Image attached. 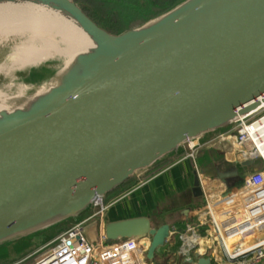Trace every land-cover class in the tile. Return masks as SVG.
<instances>
[{"label": "water", "instance_id": "1", "mask_svg": "<svg viewBox=\"0 0 264 264\" xmlns=\"http://www.w3.org/2000/svg\"><path fill=\"white\" fill-rule=\"evenodd\" d=\"M33 2L75 18L100 50L65 64L46 87L18 94L33 95L23 111L0 115V248L77 221L189 140L224 130L261 105L264 0H184L121 34L99 26L74 0ZM222 164L217 178L231 191L244 181L240 168L253 162ZM193 194L203 196L199 181ZM85 236L92 242L97 226ZM105 236H152L161 251L171 226L154 229L140 216L107 222Z\"/></svg>", "mask_w": 264, "mask_h": 264}, {"label": "built area", "instance_id": "2", "mask_svg": "<svg viewBox=\"0 0 264 264\" xmlns=\"http://www.w3.org/2000/svg\"><path fill=\"white\" fill-rule=\"evenodd\" d=\"M258 100L262 105L256 111L224 130L210 133L208 141H204V135L184 145V160H194L199 149L220 141L227 144L237 163L253 162L246 169L254 173L243 177L241 186L219 200H207L195 212V225L183 235L188 238L193 232L206 238L212 243V253L225 264H264V96ZM104 200L97 199L89 212L37 252L9 264H155V260L143 256V239L107 241L108 207ZM93 225L97 226V236L90 242L85 231ZM171 234H175L173 228Z\"/></svg>", "mask_w": 264, "mask_h": 264}, {"label": "crops", "instance_id": "3", "mask_svg": "<svg viewBox=\"0 0 264 264\" xmlns=\"http://www.w3.org/2000/svg\"><path fill=\"white\" fill-rule=\"evenodd\" d=\"M218 151L219 150L214 148H208L207 158L204 157V161L201 163H199L197 158H203V154L198 152L199 155L197 153L196 158L192 161L189 159L175 160L156 173L149 175L148 171L143 172L145 174L143 176V180L140 181L135 187L106 203L108 210L105 215V222L107 223L140 216H147L152 219L153 223V218L151 216L152 212L159 211L158 209L162 206L163 209L159 211V214H164L165 212L167 214H172L176 212V209H174L175 207L172 206V204L174 203L175 199H180L181 196L188 191L192 197V202L188 205L189 207L180 211V215H176L169 222H164L161 215L160 221L162 222V225L159 228L164 226V224H168L174 229L177 224L182 222L187 223L191 220H194L193 225H195V212L198 209L194 208V206L198 205L200 200H204L205 205L207 200L215 202L219 200L224 194L230 192L217 177L209 175L206 172L210 164H213V162L221 159L218 157L216 158ZM227 156L225 159L228 162L237 163L233 154H230L229 157ZM195 178L199 179L200 181L203 190L202 197H196L193 194V189L195 188ZM194 236L195 241H197L198 244L196 247H194L193 241L189 236V251H191L189 253H191V255L186 258L187 262H190L191 264H197L198 259L204 258L211 259L212 264H225L224 259L216 257L212 253V246L210 242L206 240V238H199L196 234ZM173 237L175 236H172L170 240L174 239ZM191 247L194 250H192ZM162 251L163 248L157 257L163 256ZM191 261H193V263ZM155 263L157 264V260H155Z\"/></svg>", "mask_w": 264, "mask_h": 264}, {"label": "rangeland", "instance_id": "4", "mask_svg": "<svg viewBox=\"0 0 264 264\" xmlns=\"http://www.w3.org/2000/svg\"><path fill=\"white\" fill-rule=\"evenodd\" d=\"M76 2V0H74ZM184 1V0H182ZM77 3V2H76ZM166 13V12H165ZM163 13V14H165ZM163 14L150 19L149 21L145 22L144 24L132 28H140L149 22L156 20ZM129 29V30H132ZM128 31V30H126ZM125 32V31H124ZM123 33V32H122ZM30 34H25L21 37H11L8 41L0 40V103L3 104V101L6 98L8 101L15 99V98H21L25 95H18L23 94L30 88L34 87V85H37L39 87H46L49 85L51 80L55 77L56 74L60 73L64 67L65 64L68 62V60L73 56V51L69 50L67 52V48L65 45H62V47H57L51 50H43V53H40L39 57L32 60L34 63H31L29 65H21L17 62L19 58V47H22L23 45H27V42H29L27 39H30ZM37 44V42H36ZM36 47H39V44L36 45ZM60 48V49H59ZM66 49V50H65ZM62 50V51H61ZM61 51V52H60ZM50 52V53H49ZM64 54V55H62ZM43 57H42V56ZM45 55V56H44ZM41 56V57H40ZM38 60V61H37ZM36 61V62H35ZM15 66V67H14ZM11 95V96H9ZM10 99V100H9ZM5 105V104H4ZM211 134L204 136V141H208L210 139ZM208 148H214L219 150L216 154V158H222L225 159L227 155L230 156L231 150L227 146V144L223 142H215L212 145H209L207 147H204L202 149H199L197 153L201 152L203 154V158H197L199 163L204 161V157L207 158L208 155ZM178 153L180 154V157H178L176 160L183 159L187 153L186 147L183 146L178 150ZM197 153L195 155V158L197 156ZM198 153V155H199ZM227 156V157H229ZM233 159L232 157H230ZM228 158V159H230ZM191 160V159H190ZM192 161V160H191ZM258 165L256 166V168ZM255 169V168H254ZM241 174L243 177L250 175L254 173L253 170H249L244 168H240ZM145 174L143 172L138 173L136 176L140 179V181L143 180V176ZM199 181L197 178H195V182ZM200 182V181H199ZM192 202V197L189 194V192H185L180 199H175L172 206H174L176 209V212L172 214H167L166 212L164 214H159L163 206L160 207L158 210L151 213V216L153 218V226L154 229H159V227L162 225V222L160 221V216L163 218L164 222H169L172 220L176 215L179 214L180 211L187 209L189 204ZM204 207V200H200L198 205L194 206L196 209H202ZM165 208V207H164ZM95 210V209H94ZM180 215V214H179ZM75 221L71 220L61 226H58L56 228H53L49 231H46L38 236H36L34 241H18L13 244L3 246L0 248V264H9V263H15L19 262L29 255L33 254L34 252H37L41 246H43L45 243L53 240L55 237H57L62 231L70 228L72 225H74ZM194 224V223H193ZM168 225V224H164ZM170 226V225H168ZM172 228V227H171ZM205 234V233H204ZM195 234L193 232L188 233V236H190V239L193 241L194 247L198 244L197 241H195ZM174 238V241H179L180 234L175 233L174 235L171 234V237ZM183 238H186L183 236ZM170 240V239H169ZM27 242V244H25ZM211 246L212 243L210 242ZM193 247V246H192ZM163 253L165 252V246L163 247ZM160 253V252H159ZM158 253V254H159ZM157 254V256H158ZM185 256L184 253H181L179 256ZM156 256V257H157ZM188 257V256H187ZM195 258V257H194ZM156 264V263H155Z\"/></svg>", "mask_w": 264, "mask_h": 264}, {"label": "bare ground", "instance_id": "5", "mask_svg": "<svg viewBox=\"0 0 264 264\" xmlns=\"http://www.w3.org/2000/svg\"><path fill=\"white\" fill-rule=\"evenodd\" d=\"M27 33L31 35L30 39H27L30 41L27 42V45H23L18 49L19 58L17 62L21 65L27 66L34 63L32 60L37 55L38 58L40 53H43V50L49 51L56 47L58 49L62 45L66 46L67 52L72 50L74 53L66 63V66L71 64L75 58L78 59L80 56L95 54L100 50L99 45L83 31L78 21L65 11L61 10L58 13L34 3L33 0H0V40L5 39L8 41L13 36L21 37ZM36 42L39 47H36ZM32 98L33 95L9 99L10 101L4 98L3 104L0 103V115L4 114L7 116L23 111L30 105L29 102L33 100ZM243 118L245 117H239L238 120ZM61 216L64 215L60 214L50 221L23 231L12 238H19L49 226L60 220ZM151 237L143 238L145 241L143 256L150 257L160 252Z\"/></svg>", "mask_w": 264, "mask_h": 264}, {"label": "trees", "instance_id": "6", "mask_svg": "<svg viewBox=\"0 0 264 264\" xmlns=\"http://www.w3.org/2000/svg\"><path fill=\"white\" fill-rule=\"evenodd\" d=\"M77 4L84 12L99 26L113 34H121L122 32L138 27L152 18H155L165 12L170 11L182 0H76ZM180 154L177 152L173 155L158 162L148 174L156 173L173 161ZM140 179L135 176L122 187L115 190L105 198V204L111 199L135 187ZM194 220L187 223L182 222L175 226V232L181 234L179 241L171 239L165 245V252L162 257H157V264H191L186 261L187 256L191 255L189 237L183 238V234L193 225ZM27 244V242L25 243ZM184 253L185 256H180ZM189 253V254H188Z\"/></svg>", "mask_w": 264, "mask_h": 264}, {"label": "flooded vegetation", "instance_id": "7", "mask_svg": "<svg viewBox=\"0 0 264 264\" xmlns=\"http://www.w3.org/2000/svg\"><path fill=\"white\" fill-rule=\"evenodd\" d=\"M224 159H219L215 162H213V164H210L208 169L206 170V172L209 174V175H213L215 177H218V175L223 172V170L226 168L223 164H222V161Z\"/></svg>", "mask_w": 264, "mask_h": 264}]
</instances>
